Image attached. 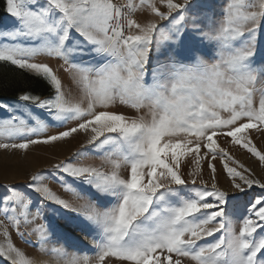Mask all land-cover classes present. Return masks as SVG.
Segmentation results:
<instances>
[{
  "label": "snow or ice",
  "instance_id": "6c2138e0",
  "mask_svg": "<svg viewBox=\"0 0 264 264\" xmlns=\"http://www.w3.org/2000/svg\"><path fill=\"white\" fill-rule=\"evenodd\" d=\"M160 3L166 11L140 0L156 18L141 23L131 0H5L14 24L0 30V63L43 79L51 92L0 102V137L21 141L0 149L86 138L27 183L0 186V258L9 264H49L16 248L9 227L51 264H264V182L217 143L230 138L264 164L251 139L264 133V0H230L223 24L201 0ZM41 56L63 61L78 99L66 96L52 67L35 62ZM69 120L75 126L42 135ZM89 151L100 167L81 162ZM216 160L232 194L218 186ZM254 186L261 191L245 199Z\"/></svg>",
  "mask_w": 264,
  "mask_h": 264
},
{
  "label": "rangeland",
  "instance_id": "374dc122",
  "mask_svg": "<svg viewBox=\"0 0 264 264\" xmlns=\"http://www.w3.org/2000/svg\"><path fill=\"white\" fill-rule=\"evenodd\" d=\"M119 1H124L126 4L130 2V0H113L114 3ZM132 3L138 5L136 10L132 14V18L136 19L138 22H146L148 20L156 19L154 16L150 14L147 10L146 5L141 8L140 0H131ZM156 6L160 8L161 11H166L167 9L160 3V0H154ZM175 2H182V0H175ZM206 6L211 7L218 16V20L221 24L224 23L223 17L220 14L221 9L226 3L230 2V0H201ZM14 24V19L9 16V14L5 11L4 17L2 21H0V30L10 29ZM35 62L46 63L61 79L62 85L65 90V94L69 99H78L79 93L78 89L73 82L70 75L64 71L62 67L63 61L57 60L55 58L49 57H37L35 58ZM15 67V66H14ZM15 100H0V102L4 103H12ZM86 106V105H85ZM114 110L128 113L129 115L134 113L133 109L127 108L125 106H112ZM6 113L3 110H0V122L5 118ZM75 121L69 120L66 124H64L61 128H56L49 126L48 130L44 132L42 135H50L55 134L57 131L64 130L65 128L75 126ZM251 139L255 147L261 153H264V133H257L255 131L251 132ZM0 142H21L20 140H7L6 138L0 137ZM217 143L220 144L221 147L225 148L226 151L233 157L238 164L243 165L245 168L249 169L252 173V178L261 180L264 182V164H262L258 158L253 157L250 153L247 152L246 149L240 147L239 145H232L230 143V138L228 141H225L224 138H220L217 140ZM82 145H86V138L83 133L74 134L72 138H68L65 142H58L54 147H47L43 145H33L30 146L28 150H4L0 149V186L2 185H23L30 180V177L35 174L37 171H43L50 168V166L54 163L59 162L60 160H64L70 157L74 152L81 148ZM81 162L86 164H92L94 166H101V158L93 154L89 151V154L81 158ZM218 169V186L221 187L222 190H226L229 194H232L231 184L226 177V174L221 170L222 163L219 160L214 161ZM34 165L36 167H34ZM38 165V166H37ZM102 170L107 171V166L102 167ZM120 174L122 177L126 175V169L121 168ZM205 174L207 175V169L205 166ZM43 183L47 184L55 194L61 196L63 199L69 201L73 205H77L82 203V201L78 200L75 195L72 194L71 190L62 189L59 185L53 183L51 180L45 179ZM261 190L254 186L252 190L248 191V195L245 199L249 197H253L258 194ZM239 195V193H236ZM0 220H4V217L0 215ZM41 221H37L40 223ZM7 223V221H5ZM240 223H236L235 228L236 231H239ZM10 234V239L13 245L20 249L27 258L32 259H42L44 261L49 262L51 264V258L43 255L37 247H30L27 243L23 242L20 237L17 235V232L14 228L9 227L8 229ZM83 239V237H81ZM211 239V238H209ZM25 240H30L33 244L37 243V237L32 234L29 235L27 230H25ZM84 243H87V240H84ZM0 245L6 246V241L3 236H0ZM115 259V258H112ZM0 264H9L3 258H0ZM127 264V262H125ZM183 264H195V262L185 259Z\"/></svg>",
  "mask_w": 264,
  "mask_h": 264
},
{
  "label": "trees",
  "instance_id": "16d2710c",
  "mask_svg": "<svg viewBox=\"0 0 264 264\" xmlns=\"http://www.w3.org/2000/svg\"><path fill=\"white\" fill-rule=\"evenodd\" d=\"M5 14V0H0V21ZM23 92L44 98L51 92L49 85L34 75L6 62L0 63V100H15Z\"/></svg>",
  "mask_w": 264,
  "mask_h": 264
},
{
  "label": "built area",
  "instance_id": "2783aa9c",
  "mask_svg": "<svg viewBox=\"0 0 264 264\" xmlns=\"http://www.w3.org/2000/svg\"><path fill=\"white\" fill-rule=\"evenodd\" d=\"M117 4L126 5V3L124 1H119V2H117Z\"/></svg>",
  "mask_w": 264,
  "mask_h": 264
},
{
  "label": "bare ground",
  "instance_id": "6f19581e",
  "mask_svg": "<svg viewBox=\"0 0 264 264\" xmlns=\"http://www.w3.org/2000/svg\"><path fill=\"white\" fill-rule=\"evenodd\" d=\"M38 166V165H37ZM34 167H36L35 165H34Z\"/></svg>",
  "mask_w": 264,
  "mask_h": 264
}]
</instances>
